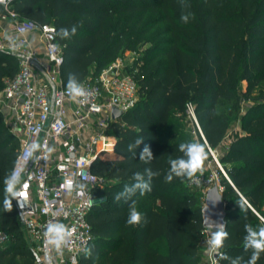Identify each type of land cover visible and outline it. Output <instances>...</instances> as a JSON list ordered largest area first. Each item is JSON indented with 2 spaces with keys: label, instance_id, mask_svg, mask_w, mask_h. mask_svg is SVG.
<instances>
[{
  "label": "trees",
  "instance_id": "16d2710c",
  "mask_svg": "<svg viewBox=\"0 0 264 264\" xmlns=\"http://www.w3.org/2000/svg\"><path fill=\"white\" fill-rule=\"evenodd\" d=\"M13 0L12 8L22 17L52 23L56 32L77 26L70 39L57 41L63 48V85L70 74L82 82L125 51H136L143 36L157 23L167 24L169 36L138 59L136 74L142 86L137 104L112 123L116 137L114 152L96 159L92 171L106 178L93 190L94 205L88 214L93 238L80 264H200L204 246L202 193L192 189L190 179L166 183L169 160L183 154L178 145L199 142L222 146L236 118L240 132L218 159L233 185L221 175L227 209V238L223 241V264L237 260L247 264L253 249L245 248V226L264 227V0ZM0 5V12H4ZM183 12L192 15L187 23ZM153 15L150 21H145ZM160 57H162L160 59ZM20 66L18 56L0 49V90ZM243 82L246 83L243 89ZM243 89V90H242ZM252 97L242 113V101ZM193 103L204 138L191 123L186 108ZM188 119V120H187ZM193 125V124H192ZM143 138L134 159L127 147ZM148 145L155 157L139 160ZM19 141L5 123L0 110V229L13 235L10 245L0 244V264L17 257L35 264L37 255L22 228L20 214L7 189L18 153ZM151 168V191L133 197L143 215L136 226L126 223L132 201L114 196L133 175ZM199 174V172L197 173ZM256 209L254 212L241 194ZM243 208L240 209L239 205ZM256 264H264V252Z\"/></svg>",
  "mask_w": 264,
  "mask_h": 264
},
{
  "label": "built area",
  "instance_id": "2783aa9c",
  "mask_svg": "<svg viewBox=\"0 0 264 264\" xmlns=\"http://www.w3.org/2000/svg\"><path fill=\"white\" fill-rule=\"evenodd\" d=\"M12 2L0 0L5 10L1 16L11 20L8 34L0 39V49L15 53L20 60L18 72L7 78L0 90V109L19 141L7 189L30 246L39 257L35 264H80L93 238L88 221L93 190L106 182L104 176L92 171V165L115 150L113 107L128 111L140 99L142 86L136 74L141 62L134 64L136 51L120 55L97 76L81 82L88 92L86 98L74 99L61 78L64 55L55 26L22 18ZM34 33L42 43V52L31 45ZM186 112L195 135L204 138L193 103H187ZM208 152L211 159L205 171L189 180L192 189L202 193L203 206L211 187L223 190L221 175L233 185L219 162V152L209 146ZM13 173L18 174V182L11 180ZM66 194H70L68 199ZM56 226H63L67 233L59 248L50 242L49 229ZM209 238L210 230L205 228L204 264H223V248L210 254ZM13 241L12 234L0 229L1 245Z\"/></svg>",
  "mask_w": 264,
  "mask_h": 264
},
{
  "label": "clouds",
  "instance_id": "9594fccd",
  "mask_svg": "<svg viewBox=\"0 0 264 264\" xmlns=\"http://www.w3.org/2000/svg\"><path fill=\"white\" fill-rule=\"evenodd\" d=\"M181 7L187 9L190 7L186 0H181ZM192 14L190 12H183L181 15V20L185 23L189 21ZM55 32L56 30L53 29ZM77 32V26L73 25L69 28H61L57 35L60 39H70ZM56 47V45H53ZM67 91L69 95L76 98H86L88 96L87 90L84 88L82 83L77 79L74 74H70L68 78ZM143 142V138L135 140L130 143L127 147V151L130 153L132 158L137 157V148ZM178 151L183 155L169 160V169L164 176L166 183H171L174 179H191L198 172L203 173L204 171V161L206 159L205 146L199 142H183L178 145ZM155 157L148 145H145L143 149L139 152V160L144 163H150ZM160 175L159 171H153L151 168L145 169L144 173H135L133 175V183L126 184L123 190L116 193L114 199L116 201L125 200L132 201L129 205L128 218L126 223L129 226H136L142 222L143 215L141 211L138 210L136 206V201L133 197L139 192L140 195L151 191V183L153 178ZM12 181L18 182L19 176L13 173L11 178ZM240 209L243 205H239ZM206 222L210 230V238L206 241L208 245V252L210 254H215L216 251L222 247L223 241L227 238L228 233L224 230V224L217 221L211 220L210 217L206 216ZM214 229V230H213ZM245 230L247 235L245 236V248L253 249L252 255L248 260L247 264H256L259 259L260 253L264 252V227L254 229L251 225H246ZM49 233L51 234L50 242L54 243L57 248L65 242L67 233L64 231L63 226H56L55 228H50ZM223 259H230L224 256ZM230 264H238V261L233 259L230 260Z\"/></svg>",
  "mask_w": 264,
  "mask_h": 264
},
{
  "label": "rangeland",
  "instance_id": "374dc122",
  "mask_svg": "<svg viewBox=\"0 0 264 264\" xmlns=\"http://www.w3.org/2000/svg\"><path fill=\"white\" fill-rule=\"evenodd\" d=\"M152 18H154L153 15H148L145 19L144 22L146 21H150ZM167 24L165 23H157L155 25H153V27L147 31V33L143 36V39L141 40V42L137 45L136 48V56L140 57V55L146 51V50H150L151 48H153L154 46H157L160 42H164L166 39L169 38V36L167 34H163L161 35L159 38L155 39L154 38L156 36H158L159 34H162V32H164V30L166 29ZM130 53L134 54L133 51H125L123 54H127L129 55ZM132 56V55H131ZM162 57H160L161 59ZM141 64H143L142 61H140ZM243 89L246 86V83L243 82ZM242 89V90H243ZM252 97L250 98H246L244 101H242V107L243 109L241 110L240 113H242L244 111L245 106H247L248 104H250L252 102ZM188 120V119H187ZM189 125L187 126V129L192 128V123L188 122ZM240 132V123H239V119L236 118L233 122V124L231 125L227 135L225 136V138L223 139L222 142V146L221 148L224 151V147H227L232 140L234 139V137ZM195 135V133H194ZM195 138H199L198 135H195ZM226 149V148H225ZM219 153H221V149L218 150ZM70 197V194H66V198L68 199ZM7 264H23V262L21 260H19L17 257H13L9 260V262Z\"/></svg>",
  "mask_w": 264,
  "mask_h": 264
},
{
  "label": "water",
  "instance_id": "95a60500",
  "mask_svg": "<svg viewBox=\"0 0 264 264\" xmlns=\"http://www.w3.org/2000/svg\"><path fill=\"white\" fill-rule=\"evenodd\" d=\"M3 50V49H1ZM23 59L31 61L29 57L26 55H21ZM55 89V86H53ZM126 111H123L117 107H113L112 109V118L113 120H117L122 118L125 115ZM205 139V138H204ZM235 188V187H234ZM206 216L210 217L211 220L217 221L219 223L224 224V229L227 225V211L225 207V202L223 199V194L219 190V188L215 185L211 187L206 194L205 205L202 208V218H203V225L205 228H209L206 222ZM39 261V257H37Z\"/></svg>",
  "mask_w": 264,
  "mask_h": 264
},
{
  "label": "crops",
  "instance_id": "0c3cea01",
  "mask_svg": "<svg viewBox=\"0 0 264 264\" xmlns=\"http://www.w3.org/2000/svg\"><path fill=\"white\" fill-rule=\"evenodd\" d=\"M1 14H2V12H0V39L1 38H3L4 36H6L7 34H8V27L10 26V24H11V20H10V18H4V17H2L1 16ZM31 45L32 46H34V47H36L40 52H42L43 51V46H42V43H41V41H40V39H39V36H38V34H36V33H34V34H32L31 35ZM40 56L42 57L43 56V54H40ZM1 110V109H0ZM2 111V110H1ZM3 112V111H2ZM3 114H4V112H3ZM4 118H5V116H4ZM120 119V118H119ZM118 120V119H117ZM5 123H6V125H7V120H6V118H5ZM8 126V125H7ZM9 127V126H8ZM225 148H227V147H224V150H225ZM219 149H221V152H223V149L220 147ZM218 149V150H219ZM223 189H224V187H223ZM236 189V188H235ZM223 191V190H222ZM221 191V192H222ZM241 194V193H240ZM241 196H242V198H243V200L244 201H246L247 203H248V205L251 207V209L254 211V212H256L257 213V211H256V209L249 203V201L241 194ZM225 202V201H224ZM225 207H226V203H225ZM226 211H227V209H226ZM228 212V211H227ZM226 220H227V218H226ZM262 220H263V222H264V219L262 218ZM225 230V229H224ZM205 249H203V250H201L200 251V255H201V262H200V264H204L205 263V259H206V254H205V251H204Z\"/></svg>",
  "mask_w": 264,
  "mask_h": 264
}]
</instances>
